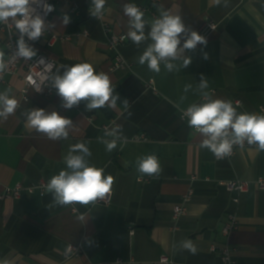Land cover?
Instances as JSON below:
<instances>
[{"label":"crops","instance_id":"0c3cea01","mask_svg":"<svg viewBox=\"0 0 264 264\" xmlns=\"http://www.w3.org/2000/svg\"><path fill=\"white\" fill-rule=\"evenodd\" d=\"M130 2L147 8L141 9L147 21L158 16L153 6L157 4L179 13L185 25L202 36L199 27L204 18L217 23L218 28L204 36L206 46L185 51L184 55L192 58L187 68L168 72L161 65L159 74L150 71L138 62L147 42L137 47L128 38L120 52L132 68L111 72L113 54L108 50L102 22L127 35L123 5ZM90 3L58 0L52 30L69 38L49 46L47 37L32 46L37 54L44 53L55 61L53 73L59 69L62 74L63 65L92 64L96 72L109 75L120 99L115 108L92 111L86 110L84 101L64 109L55 89L51 96L30 90L29 100L24 101L23 71L10 76L2 91L11 89L18 108L7 120H0V192L18 182L27 188L41 179L50 180L66 168L64 156L70 146L85 143L92 153L89 162L114 178L111 202L75 203L74 213L70 205L50 207L52 196L47 190L24 191L18 199L0 200V259L11 264H104L122 258L133 259L134 264H164L159 261L167 257L176 264H219L211 245L229 244L235 264H264V190L252 185L249 191L238 194L222 184L264 178V151L244 147L229 158L217 159L200 147L202 138L180 117V111L190 103L202 102L196 90L201 74L208 79L205 91L215 98L231 100L240 112L261 114L264 0H227L226 6L224 0L219 5L214 0H106L104 15L99 18L90 15ZM65 14L70 17L67 25L62 23ZM148 30L146 25L145 32ZM83 31L88 35H77ZM6 36L7 31L0 29V51L5 56ZM188 83L193 90L181 103L179 97ZM124 99L129 101L127 109ZM31 108L57 111L70 118L74 127L68 139L53 141L29 129L22 113ZM110 124L111 128L122 126L126 142L118 141L108 152L99 138L111 139L102 130ZM141 134L147 140H134ZM148 154L158 157L162 171L140 181L148 176L138 173L135 160ZM189 188L194 193L186 213L174 222L173 207L182 202ZM235 197L238 203L233 201ZM230 213L236 215L238 227L224 236L221 230ZM175 224L177 229L173 230ZM185 239L194 242L195 254L180 247ZM78 244L83 246L79 256L66 258L68 246Z\"/></svg>","mask_w":264,"mask_h":264},{"label":"clouds","instance_id":"9594fccd","mask_svg":"<svg viewBox=\"0 0 264 264\" xmlns=\"http://www.w3.org/2000/svg\"><path fill=\"white\" fill-rule=\"evenodd\" d=\"M219 5L221 0H214ZM225 6L227 0H224ZM40 0H0V24L14 23L18 39L12 59L32 60L37 56V50L29 43L38 41L46 31L54 27L46 22L44 15L37 12L34 5ZM106 0H91L90 15L99 18L104 15ZM158 16L151 21L145 20L144 12L135 3H125L123 12L128 17V38L139 47L146 43L138 58L141 65L157 74L161 65L168 72L187 68L192 63L190 56H185L186 50H195L197 45H207V40L197 31L187 27L179 13H172L162 5L154 4ZM45 12H51L52 6L43 4ZM70 17L65 14L62 23L67 25ZM146 25L149 27L145 32ZM183 41V43H182ZM5 53L0 51V78L7 71L9 64L4 59ZM204 58L207 59L205 53ZM177 62H180L179 64ZM37 63L48 67L44 57ZM62 74L59 69L49 72L47 81L60 97L61 107L72 109L81 101L85 102L87 111L99 108H115L120 99L115 94V88L110 77L104 72H96L93 65L87 62L74 65H63ZM208 88V79L201 74L197 86L202 102H192L182 112L190 128L200 135V147L208 149L217 159L230 156L234 147L243 149L245 145L254 146L257 151H264V114L240 112L231 100L215 98ZM41 90V89H40ZM39 90V91H40ZM193 90L191 83L185 84L179 100H187V94ZM124 108L129 101L123 100ZM18 108L17 99L11 95V89L0 91V120H7ZM132 115L131 112L128 113ZM22 115L26 118V126L36 132L43 133L53 141L67 140L69 131L74 127L70 118L57 111L48 112L43 108L26 109ZM105 137L99 138L111 152L117 147L118 141H125L122 126L117 125L105 130ZM92 153L85 143L70 146L64 156L66 168L53 175L47 183V192L52 196V206H68L74 203L88 205L103 199L111 191L114 178L105 175L103 168H98L89 162ZM127 167V162H125ZM136 170L141 176H158L161 164L155 154L141 155L135 160ZM81 219L83 217H80ZM182 249L195 254L196 245L191 239L180 242ZM68 252L71 251V245ZM0 264H11L8 259H0Z\"/></svg>","mask_w":264,"mask_h":264},{"label":"built area","instance_id":"2783aa9c","mask_svg":"<svg viewBox=\"0 0 264 264\" xmlns=\"http://www.w3.org/2000/svg\"><path fill=\"white\" fill-rule=\"evenodd\" d=\"M157 1L158 0H152L153 3H156ZM45 3L52 6L51 12H45L43 8V4ZM57 3H58V0H40V3H38L37 5H34V7L36 8L37 12L44 15L46 22L51 23L52 17L56 11ZM141 9L143 11L147 10V8H141ZM102 26L107 36L106 44H107L108 50L113 54L112 62L109 66V70L111 72H114L120 69L131 70L132 64L129 63L120 52V47L127 42L128 36L124 33L115 32L111 24L106 21L102 22ZM217 28H218L217 23L211 21L208 18H204V20L202 21L199 27V31L204 36H209L215 30H217ZM0 29H4L7 31V36L4 40V46L6 49V56L4 57V59L9 64L7 71L2 75V78H0V91H2L4 86L9 84L8 78L10 76L18 74L21 71H23L22 80H23L24 86L22 89V93H23L24 101L29 100L28 92L30 90L34 91L35 93L39 95H43V96L53 95L54 88H52L50 84L48 83L47 76L49 72L54 71L55 61L44 53L37 54V56L34 57L30 61L24 60V59H15V60L12 59L11 53L15 50L16 40L18 39V33L16 32L15 25L14 23L1 24ZM77 35L87 36L88 32L83 31V32L77 33ZM47 37L49 38V41H48L49 46H51L57 40L69 38V36L65 37V36L54 33L52 28L49 31H46L39 40L43 38H47ZM35 42L29 41L31 45H33ZM40 57L45 58L48 64V67H45L44 65L37 63ZM147 85L153 88L152 82H149V84ZM182 112L183 110L180 111L181 119H182ZM260 112L261 114H264V106H260ZM182 120L186 121V119H182ZM110 129H111V124L102 126V130L104 133H105V130H110ZM134 140L142 141V140H147V138L145 135L141 134V135L135 136ZM245 147H254V146H248L246 144ZM238 149L239 147H234L232 154L225 158L231 157L235 153V151ZM150 178H151L150 176L146 178H140V181H148ZM192 179H195V176H192ZM48 181L49 180L41 179L35 186L27 187V188H25L23 184L20 182L16 183L14 186H4L3 190L0 192V200L18 199L21 197L24 191L28 193H32L35 190L46 191ZM222 184L226 187L228 191L236 192L238 194L249 191L252 185H255L259 189L264 190V178H258L255 182H251L249 180H243V179H234V180H230L227 182H222ZM193 193H194L193 189L189 188L188 191L183 195L182 202L176 204L173 207L174 222H177L178 219L186 213V204L191 201ZM233 201L235 203H238L239 198L235 197ZM96 202L108 205L111 202V192L107 193L103 199H98ZM70 208L72 212L74 213L77 212L75 203L71 204ZM237 227H238L237 217L235 214L230 213L227 215V220L224 226L222 227L221 232L224 236H229L230 233L233 230H235ZM172 229L176 230L177 225L176 224L173 225ZM82 248H83L82 244L71 245V251L68 252L66 250L65 257L72 258V257L79 256L80 252L82 251ZM210 250L218 254L219 259H220L219 264H235V259L233 257V249L231 248L229 244H225L223 246H216L213 244L211 245ZM159 262L164 263V264H176L175 262L171 261L167 257L161 258ZM134 263L135 261L133 259L126 261L122 258H117L113 262H106L104 264H134Z\"/></svg>","mask_w":264,"mask_h":264}]
</instances>
